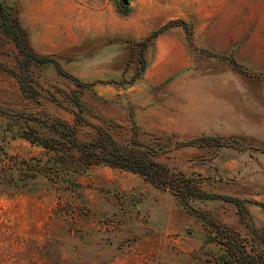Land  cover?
<instances>
[{
    "label": "rangeland",
    "instance_id": "1",
    "mask_svg": "<svg viewBox=\"0 0 264 264\" xmlns=\"http://www.w3.org/2000/svg\"><path fill=\"white\" fill-rule=\"evenodd\" d=\"M14 6L35 52L56 59L84 83L91 124L122 144L133 129L143 142L160 136L245 137L240 148H183L161 161L202 187L245 202L264 228V0H4ZM143 52L134 43L175 21ZM196 49L231 55L250 74ZM17 50L0 35V65L16 69ZM39 102L26 100L16 79L0 68V106L73 123L65 95L75 88L55 67L29 69ZM48 93L62 103L49 99ZM69 107V108H63ZM38 126L0 113V145L13 173L0 182V264H215L224 255L215 232L169 192L142 177L103 165L51 180H23V161L46 160L23 138ZM92 128L80 129L86 138ZM174 140V139H173ZM219 225L247 235L236 207L190 200ZM250 245V243H249ZM256 249L264 250L255 245Z\"/></svg>",
    "mask_w": 264,
    "mask_h": 264
},
{
    "label": "trees",
    "instance_id": "2",
    "mask_svg": "<svg viewBox=\"0 0 264 264\" xmlns=\"http://www.w3.org/2000/svg\"><path fill=\"white\" fill-rule=\"evenodd\" d=\"M16 13L14 6H9L4 0H0V35L8 38L17 50L16 69L2 65L0 68L16 79L22 96L26 100L39 102L41 90L34 84L29 73L33 65H53L57 73L72 82L75 87L70 95H65L66 101L72 107L67 110L73 115V123L58 117L45 118L38 113L12 112L0 106L1 114L18 117L39 128L37 133H34L31 127L23 138L44 149L46 160L31 158L23 161L25 165L21 171L23 180L34 179L39 175L51 180H60L63 175L77 173L95 165L136 174L152 187L169 192L180 204L205 220L215 232L212 240L224 248V255L215 264H264V250H257L255 247L258 245L264 249V228L255 226L245 202L236 197L209 192L202 187L200 181L186 176L183 171L169 167L161 161L166 153L183 148H240L247 138L199 136L178 139L175 135H164L153 141L143 142L138 138L137 131L133 129L130 142L128 144L119 143L107 128L91 124L83 117L86 109L81 97L92 84L84 83L66 72L55 58L35 52L29 45L27 34ZM173 26L181 27L188 39L191 38V25L185 20H175L153 30L145 38L134 43V46L140 50L141 66L138 76L146 66L143 52L156 38ZM195 50L198 49L195 48ZM198 52L207 57L226 61L232 69L239 73L250 74L231 55H220L203 49H199ZM48 96L52 102L62 107V103L55 95L48 93ZM86 126L92 128L93 131L88 133L86 138H81L80 129ZM10 161L11 157L0 145V182H7L12 177L13 173L8 172L13 169ZM190 200L222 201L234 205L239 220L250 238L208 219L204 212L190 206ZM260 206L264 214V204L260 203ZM60 262L62 261L58 259L59 264Z\"/></svg>",
    "mask_w": 264,
    "mask_h": 264
},
{
    "label": "water",
    "instance_id": "3",
    "mask_svg": "<svg viewBox=\"0 0 264 264\" xmlns=\"http://www.w3.org/2000/svg\"><path fill=\"white\" fill-rule=\"evenodd\" d=\"M122 5L123 6H127L128 5V1L127 0H122Z\"/></svg>",
    "mask_w": 264,
    "mask_h": 264
}]
</instances>
